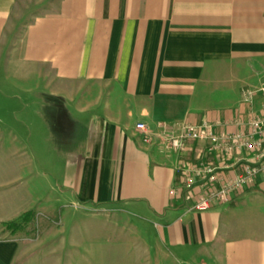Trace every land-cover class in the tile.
Segmentation results:
<instances>
[{
  "label": "crops",
  "instance_id": "crops-1",
  "mask_svg": "<svg viewBox=\"0 0 264 264\" xmlns=\"http://www.w3.org/2000/svg\"><path fill=\"white\" fill-rule=\"evenodd\" d=\"M28 2L0 0V77L16 88L0 91V147L12 160L0 167V264L41 254L54 264L57 239L63 260L70 248L96 264L119 250L128 262L264 264V176L230 203L194 210L178 167L220 158L200 141L173 151L160 136L203 120L222 131L246 109L243 88L264 82V0H30L26 12ZM31 209L81 236L9 235ZM108 213L138 219L104 224ZM77 214L89 224H72ZM102 227L133 238L89 236Z\"/></svg>",
  "mask_w": 264,
  "mask_h": 264
},
{
  "label": "built area",
  "instance_id": "built-area-1",
  "mask_svg": "<svg viewBox=\"0 0 264 264\" xmlns=\"http://www.w3.org/2000/svg\"><path fill=\"white\" fill-rule=\"evenodd\" d=\"M258 96L262 100L256 107ZM243 100L246 109L240 110L231 122L223 124L226 128L222 131L217 129L222 123L203 120L185 123L178 133L165 129L160 134L173 151L186 153L191 141H200L208 144L209 152L220 158L218 164L211 159H199L183 161L178 167L184 178L187 199L195 200L194 210L203 211L217 204H227L236 193L251 186L258 176H264V82L259 87H248ZM229 126L235 129H227ZM137 129L146 144L154 142L156 133L148 124L139 122ZM231 159H235L234 164L229 162ZM239 164L242 168L235 172L234 167ZM230 170L234 173H227ZM181 192L175 190V195H181Z\"/></svg>",
  "mask_w": 264,
  "mask_h": 264
},
{
  "label": "rangeland",
  "instance_id": "rangeland-1",
  "mask_svg": "<svg viewBox=\"0 0 264 264\" xmlns=\"http://www.w3.org/2000/svg\"><path fill=\"white\" fill-rule=\"evenodd\" d=\"M34 1H37V0H34ZM43 2V1H42ZM42 5H47V1L44 2L43 4H40L39 6H37L38 8H40L39 10L43 11V8L41 9V6ZM34 6H32V3L28 2L27 5L24 6V10L26 12H29L31 9H33ZM40 11V12H41ZM25 12V13H26ZM247 87L243 88V92L246 91ZM0 91L3 92V93H13L14 91H16V88H14L13 86L12 87H7L3 81V78L0 77ZM4 138L6 137V134H3L2 135ZM31 142V141H30ZM32 144V147H33V143ZM29 146L28 148V152L30 154V157H31V153L33 152V148ZM37 155H38V152L36 151ZM9 155L4 149L3 147H0V167L3 166L6 167L4 168L5 170H7L9 168V166L7 164L11 163L12 160L9 159ZM38 157V156H36ZM25 158H29L28 156H26ZM30 160V159H29ZM5 165V166H4ZM15 165H12L11 167H14ZM31 166V165H30ZM233 200V199H232ZM231 200V201H232ZM230 203V202H229ZM79 208V207H77ZM76 214V213H75ZM53 214H38L34 219H32L29 223H26L22 228H19V229H15V228H10L8 227V234L9 235H14V236H19V237H27L29 239H31L32 236H36L38 237L40 234H41V238H47V237H51V238H55V237H71V236H81L80 234V231L81 229H76L74 232L76 233H73L71 230L67 231V234L64 233L65 231V225H64V222L62 219H57V220H54L53 217H52ZM250 216V214H248ZM54 216V215H53ZM73 219H72V224H77L78 226L81 225V226H85L86 223H87V219L84 218V217H81V214H77L76 216L73 215ZM133 217L134 219H138V216L135 214V213H128L126 215H118L117 213L116 214H111V213H108V214H103V216L99 219L101 222H103L104 224L108 221H111V220H120V221H128L129 218ZM114 217V219L112 218ZM117 217V219H116ZM255 220V219H254ZM71 224V222H70ZM68 220H67V223L66 225H70ZM89 224V223H87ZM100 232L97 234L96 232H92L91 237H95V236H98V239H102V240H108V241H111V240H114V242H119V243H123V242H127V241H130L132 240L133 236L132 234H129L130 236V240H126L124 239L123 237H125V232H129V230H123V229H120V228H104L102 227V229L100 228L99 229ZM122 231V234H118V233H121ZM86 232V230H84L83 232V237L87 238L88 236L84 235V233ZM259 233V231L257 229H254L252 231V233ZM113 234V235H112ZM128 236V235H127ZM126 236V238H128ZM122 237V238H121ZM29 244H28V247H30L31 249H37V248H40L42 250H45L47 248L46 245H32L31 246V243H35L37 241H31L29 240L28 241ZM56 245H59V246H56V250L57 252H59V257L60 258H56V260H54V264H96L95 261H80V260H77L75 258H77L79 255L77 254V256H74L73 255V250L70 249V248H67L66 252H69L71 253L69 256H71V260L68 259V257H66L64 260H63V252L65 250V248H63V245H60L61 241L60 239H57L56 242H54ZM123 246V245H122ZM41 250V252H42ZM120 252V250H119ZM118 252V260H113L115 257H113L114 255L110 256L109 258H111L112 260L111 261H105V262H100L99 261V264L101 263H104V264H157V262H154V263H151L150 261H147V262H128V261H123V258L122 256V253L121 255L119 254ZM42 259H40L39 264H49L48 260H46V257L44 255H42ZM75 257L73 259V257ZM120 258V259H119ZM185 264V263H184ZM199 264H207L206 262H199Z\"/></svg>",
  "mask_w": 264,
  "mask_h": 264
},
{
  "label": "trees",
  "instance_id": "trees-1",
  "mask_svg": "<svg viewBox=\"0 0 264 264\" xmlns=\"http://www.w3.org/2000/svg\"><path fill=\"white\" fill-rule=\"evenodd\" d=\"M36 216H37V212L31 209V210L24 212L17 218L9 221L6 225L7 227H10V228L19 229V228H22L26 223H29Z\"/></svg>",
  "mask_w": 264,
  "mask_h": 264
}]
</instances>
